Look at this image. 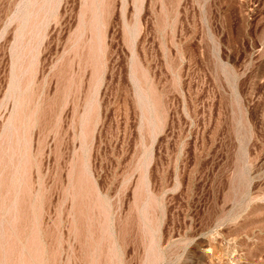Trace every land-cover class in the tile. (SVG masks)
Listing matches in <instances>:
<instances>
[{
  "label": "rangeland",
  "instance_id": "obj_1",
  "mask_svg": "<svg viewBox=\"0 0 264 264\" xmlns=\"http://www.w3.org/2000/svg\"><path fill=\"white\" fill-rule=\"evenodd\" d=\"M0 264H264V0H0Z\"/></svg>",
  "mask_w": 264,
  "mask_h": 264
}]
</instances>
